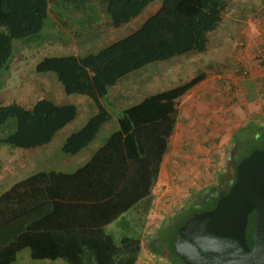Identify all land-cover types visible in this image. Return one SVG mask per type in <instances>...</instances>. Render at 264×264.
<instances>
[{"label":"trees","instance_id":"obj_1","mask_svg":"<svg viewBox=\"0 0 264 264\" xmlns=\"http://www.w3.org/2000/svg\"><path fill=\"white\" fill-rule=\"evenodd\" d=\"M152 1L108 0L106 9L112 24L117 27L138 16ZM226 5V0H161L159 7L133 31L94 53L47 55L38 60L36 72H53L66 94L86 95L96 108V112L79 129L66 137L61 151L77 153L112 117L113 114L103 104V98L109 87L121 77L152 62L204 52L208 33L218 27ZM47 9L48 0H0V70H10L14 62V40H24V44H29L41 36L49 19ZM204 76L205 72L200 71L175 87L147 95L123 108L117 115L119 129L109 136L88 163L75 172H39L3 193L0 196V221H3V212L12 210L8 204L13 200L14 191L22 184H27V188L33 187V196L39 200L43 195L41 186L47 182L46 197H61L55 189L64 182L68 185V193L62 198L69 201L53 202L55 219L52 227L45 226L41 218L46 214L45 209L39 205L37 222L27 225L15 236L0 239V264H12L24 249L34 260L60 259L67 264H134L140 237L123 234L116 239L103 226L127 210L147 204L150 186L173 129L175 99ZM76 114V105L58 104L45 97L30 105L17 101L0 104V145L29 149L46 144ZM235 140L231 149V154L237 158L233 177L221 193L228 192L235 181L238 162L253 150L264 149V127L249 122L235 135ZM118 154L127 160L123 159V162ZM81 175L84 176V185L87 188L94 186L96 190L88 191L86 196L108 198L90 205L74 201L81 199V192H75V188H81ZM218 197L208 201L188 199L185 203L191 206L182 212L183 204L177 210L180 211L177 218L173 214L167 219L168 224L150 242V250L169 262L183 264L173 259L177 229L193 213L213 208ZM28 199L26 196L23 200V210L29 206ZM61 210L64 217L57 220ZM140 215L131 213L130 216L132 220L137 216L141 220ZM253 221L254 213L251 212L246 228L249 248L252 247ZM12 225L8 224L9 230Z\"/></svg>","mask_w":264,"mask_h":264},{"label":"crops","instance_id":"obj_2","mask_svg":"<svg viewBox=\"0 0 264 264\" xmlns=\"http://www.w3.org/2000/svg\"><path fill=\"white\" fill-rule=\"evenodd\" d=\"M107 2L108 0H81L82 8H87V10L85 13L81 12L80 15L78 12L68 9L69 5L66 0L63 3L61 0H48L49 19L46 22H48L51 37L48 38L50 41L47 44L42 42L41 45L46 44L49 50H59L61 53L66 52L67 54L94 53L138 27L149 14L144 15L137 23L129 24L155 0L147 5L138 16L117 27L112 24L107 13ZM226 2L227 5L218 27L208 33L206 50L169 59H186L187 63L183 68L187 71L195 69H193L194 61L205 60L207 72L203 71L205 76L182 96L175 99L173 129L150 186L147 204L127 210L116 220L103 226L106 232H110L109 229H113V225L117 223L114 231H117L120 225L123 228L126 227L128 232L140 237L139 251L134 264H175L154 254L149 248L150 242L157 236L160 229L165 227L167 219L177 213L181 207L180 203L183 205L192 198L212 200L230 184L237 160L236 156L231 154L233 144L236 143L235 135L249 122L264 127V65L256 62L257 52L261 49L264 50V0H226ZM159 5L160 3L154 6L153 10L155 11ZM49 32H46L47 35ZM54 32L55 36L52 35ZM212 39H215V45ZM233 39H241L242 49L235 50ZM218 53H221L223 57L219 59ZM238 65L249 69V75L246 78L230 80L225 79L222 75L215 76L213 72L216 69H224V71L228 68L236 69ZM151 74L155 76V73ZM190 78H186L184 81ZM153 79L151 77V81L148 80L147 85L160 84L166 85L167 88L156 90L147 95L170 89L182 83L174 75L168 74H158V78ZM45 90L49 92V88ZM55 94L56 98L60 99L61 93L57 91ZM43 97L45 96L39 95L36 99ZM45 98L62 104L53 98ZM82 102L84 104L81 103V106L85 105L86 114L77 129L92 115L88 116V114L94 112L93 106ZM71 122L58 130L48 143L26 149L27 151H22L23 153L15 152L16 156L12 159V165L0 168V196L14 184L39 172H75L88 163L95 152L105 144L109 136L119 129L117 115L113 114L100 126L86 146L75 154L64 153L65 155H63L61 146L66 137L75 131L71 128L61 137L56 151L59 152V155L54 157V151L49 154V146L55 136ZM24 156H29V158H24ZM118 158H121L123 162L127 160L120 154H118ZM1 161L0 159V165ZM83 180L84 176L81 175V188H75L76 193L81 192V199L77 198L74 201L90 205L100 203L108 198V196L100 198L86 196L89 194L88 191L96 190L94 186L87 188ZM63 183L55 189L61 194V197H46L47 182L44 187L41 186L43 195L39 200L35 195L33 196V187L27 188V184L18 187L14 191L12 202L8 204L12 210L3 212V221H0V239L3 240L5 236H15L25 230L27 225L37 222L40 218L36 212L39 205H41L40 208L44 207L45 209L46 214L41 217L44 219L45 226L52 227L53 219H55L53 202L67 203L69 201L68 198H62V195L68 193V185ZM26 196L29 197L27 201L29 206L23 210L22 204ZM131 213L133 215L141 214V220H138L139 216L132 220ZM59 217L61 220L63 219V210L57 216V220ZM123 218L124 220L121 221ZM9 223L13 224L11 230L8 229ZM11 231H16V233L12 234ZM19 259L23 262L30 260V263H33L31 260H34L30 257L27 249L20 251L14 261ZM34 261L49 264L53 260ZM60 261L63 260L59 259L53 262Z\"/></svg>","mask_w":264,"mask_h":264},{"label":"rangeland","instance_id":"obj_3","mask_svg":"<svg viewBox=\"0 0 264 264\" xmlns=\"http://www.w3.org/2000/svg\"><path fill=\"white\" fill-rule=\"evenodd\" d=\"M65 0H61V3H63ZM69 10L78 12L81 15V12L85 13V10L87 8H82L81 6V0H66ZM80 1V3H79ZM161 2V0H155L152 4H150L143 13L136 19L132 20V22L129 25H133L134 23H137L142 17L146 14H151L154 12L153 8L154 6L158 5ZM71 4V5H70ZM46 22V25L44 26L43 33L40 37H35L32 41H30L29 44H24V40H14L13 41V58L14 62L10 68V70H0V104L9 103L12 101L20 102L24 105H30L39 95H43L45 97L53 98L55 100H58L62 103H72L76 105L77 107V115L75 119L67 125L59 134L55 136V138L52 140V144L49 146L50 153H53L54 151V157H57L59 155V152L57 151V144H59L61 137L66 133L68 130L77 129L81 125V120H83V117L86 114V110L84 109L85 105L83 107L81 106L82 101H84L87 104H90L93 106L94 112L89 113V115L94 114L96 112V108L94 107V102L92 99L86 95L82 94H66L63 91L61 83L56 78V75L53 72H45V73H38L35 71V64L38 60H40L42 57L47 55H62L67 54L66 52H62L59 50L53 51L49 50L46 47V44L50 41L47 38H50V28ZM51 27V26H50ZM46 32H49L47 35ZM55 36V32L52 34ZM213 44L215 39H212ZM241 39H233L235 50L242 49L243 44H240ZM44 42L46 44L41 43ZM232 43V44H233ZM244 43V41H243ZM27 46V47H26ZM217 57L220 59L223 57L221 53L217 54ZM205 60L195 62L193 64V71H187L184 70L183 66L186 65L187 60L184 58H174L171 60H165V61H158V62H152L150 64L145 65L144 67L134 70L125 76L121 77L117 83L114 86L109 87L108 93L106 97L103 98V104L110 110V112L114 115H118L120 111L130 106L138 101H140L145 95L154 92L156 90H161L164 88H167L166 85H160V84H153L147 85V81H151V77L154 78L153 80L158 78V74L163 75H174L179 82H183L186 78H190L191 76H194L196 73L200 71L207 72L205 63ZM241 61V60H240ZM242 65H238L236 69L228 68L227 70L224 69H216L213 70L215 76L216 75H222V77H225V79H242L246 78L248 75H242L241 69ZM248 72L249 69L245 67ZM151 73H155V76ZM153 86V87H152ZM49 88V92H47L45 89ZM45 90V92H44ZM60 92L61 96L60 99H57L56 92ZM84 104V103H83ZM81 108H83L81 110ZM81 111H83L81 113ZM12 150V151H11ZM27 151L26 149L22 150L19 148H13L8 145H0V159L1 165L0 168L3 166H11L12 165V159L16 156L15 152H21ZM228 150L226 151V153ZM30 153V152H29ZM48 154V155H49ZM61 154L65 155L61 152ZM29 156H24L26 158ZM233 160V159H232ZM235 161V159H234ZM193 200V199H192ZM182 206V203H180ZM179 204V205H180ZM193 205V204H192ZM191 206L189 203H184L183 210H186L187 207ZM180 207V206H179ZM177 208L175 209V211ZM180 214V211L174 215V217H178ZM168 216V215H167ZM124 218L121 220L123 221ZM117 224V223H115ZM113 225L114 227H117L116 225ZM168 224V223H167ZM166 224V225H167ZM113 229L110 232L114 234L116 239H119L120 236L123 234H134L132 232H128L126 228H123L119 225L117 228V231H114ZM33 263H30L29 261L23 262L20 259L14 261L12 264H42L37 263L34 260ZM44 264V263H43ZM49 264H67L64 261L60 262H50Z\"/></svg>","mask_w":264,"mask_h":264},{"label":"water","instance_id":"obj_4","mask_svg":"<svg viewBox=\"0 0 264 264\" xmlns=\"http://www.w3.org/2000/svg\"><path fill=\"white\" fill-rule=\"evenodd\" d=\"M235 181L211 209L193 213L179 226L173 259L183 264H264V149L235 167ZM254 213L252 247L246 242Z\"/></svg>","mask_w":264,"mask_h":264},{"label":"built area","instance_id":"obj_5","mask_svg":"<svg viewBox=\"0 0 264 264\" xmlns=\"http://www.w3.org/2000/svg\"><path fill=\"white\" fill-rule=\"evenodd\" d=\"M256 62L260 65H264V50H259L257 52V55H256ZM241 74L242 75H248L249 72L246 68H242L241 69ZM263 89H264V86H263Z\"/></svg>","mask_w":264,"mask_h":264},{"label":"flooded vegetation","instance_id":"obj_6","mask_svg":"<svg viewBox=\"0 0 264 264\" xmlns=\"http://www.w3.org/2000/svg\"><path fill=\"white\" fill-rule=\"evenodd\" d=\"M220 193H221V192H220ZM220 193H219V194H220Z\"/></svg>","mask_w":264,"mask_h":264}]
</instances>
